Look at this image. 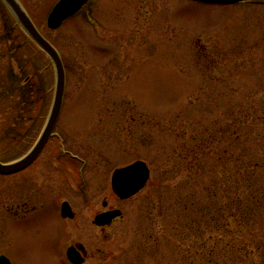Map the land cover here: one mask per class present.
Wrapping results in <instances>:
<instances>
[{
	"label": "rangeland",
	"instance_id": "374dc122",
	"mask_svg": "<svg viewBox=\"0 0 264 264\" xmlns=\"http://www.w3.org/2000/svg\"><path fill=\"white\" fill-rule=\"evenodd\" d=\"M55 1L24 0L63 59L57 128L72 131L65 137L87 163L63 168L68 176L60 165L50 179L42 172L47 207L33 228L13 220L5 227L3 204L8 193L17 197L18 175H0V252L15 264H58L55 209L66 200L75 212L65 222L66 242L88 250L84 264H197L194 248L201 242L183 228L188 213L181 200L192 195L203 202L211 183L233 174L235 152L264 162V0H89V21L80 11L50 29L46 17ZM26 42L0 0L1 159L19 155L37 134L29 113L34 118L49 109L48 86L45 93L39 86L49 64L43 51L36 93L3 88L24 76L21 59L35 52ZM87 139L100 148L88 149ZM139 158L150 178L141 191L119 199L112 171ZM104 200L123 214L101 231L92 220ZM219 231L203 234L211 235L207 245L231 239Z\"/></svg>",
	"mask_w": 264,
	"mask_h": 264
},
{
	"label": "trees",
	"instance_id": "16d2710c",
	"mask_svg": "<svg viewBox=\"0 0 264 264\" xmlns=\"http://www.w3.org/2000/svg\"><path fill=\"white\" fill-rule=\"evenodd\" d=\"M245 157V150L233 153V174L211 183L203 202L192 195L181 200L188 213L183 228L201 242L194 248L197 264H264V162L253 157L246 162ZM214 229L232 234L231 239L207 245L204 239L211 235L203 234Z\"/></svg>",
	"mask_w": 264,
	"mask_h": 264
},
{
	"label": "flooded vegetation",
	"instance_id": "af4514ba",
	"mask_svg": "<svg viewBox=\"0 0 264 264\" xmlns=\"http://www.w3.org/2000/svg\"><path fill=\"white\" fill-rule=\"evenodd\" d=\"M87 6H88V3L83 7L82 12L87 16V18H88L87 20L89 21L90 17H93V16H92L91 10H88V11L86 10ZM18 28L20 29L21 33L25 36V40L27 42L28 41L30 42V46L35 48V52L33 51V52L29 53V56L31 55V57H33L35 60L32 58L29 59V56H28V58H22L21 63H20V69H22L24 71V76L21 79H19L17 82H12V83L10 82V83H5V84L3 83V88L7 87V92L8 91L11 92V90L13 92L14 89H17L19 92H21L20 94H22L24 91H26L27 93L32 95V94L36 93V91H37L36 81H34V77L35 76H38V77L42 76V75H37L35 73L37 71V69L40 68V65H41L42 60L41 61L39 60V52L42 50L36 45V43L32 39H30L27 35H25L23 29L21 27H19V25H18ZM43 52L46 56L49 57V55L45 51H43ZM48 61H49V64H47V65H44L42 63L43 64V70L45 71L46 76L44 75V77H43L44 79H42V81H40L39 86L42 87V91L44 93L46 91L45 87L48 86V93H50V95H51V96H49V107H50L52 94H53V91L55 88V77L53 74L54 66L50 60V57H49ZM10 71H11V69H8L7 73H9ZM25 84H26L27 88L23 89ZM41 87H39V88L41 89ZM49 111L50 110H45L44 114H42L40 112V110H38V112L34 118L31 117V113H29L28 118L32 121V124L31 123L30 124L34 125V126H38V128H37L38 131L36 130L37 134L34 135L35 137L31 139L30 143L27 145V147L19 155L12 157V158H9V159H3L2 161L9 162V161H12L15 159L22 158L24 155L27 154V152L30 150V148L34 145V143L38 140L39 136L41 135L43 127L45 126V123L47 121ZM31 118H33V119H31ZM26 119L27 118H25L24 120L26 121ZM60 119H61V113L57 119L55 126L53 127V129L49 133L47 140L45 141V144L43 145L41 151L32 161H30L28 164L24 165V167H22V169H20L19 171L15 172V173L3 175L4 177L16 175V174L18 175L17 176L18 177V180H17V185H18L17 197H12V199H10L11 195L8 193L6 195V200L3 204L4 209L6 211V215L4 218L5 219V227H6V223L9 221H12V220L14 222H16V224L19 226L22 224H25L24 226L29 227V228L35 227V224L37 222L36 217L40 214V211L42 209H46V207H47L46 202L41 203V191L40 190H41V188H43V185L39 179V176L42 175L43 171H45V170L49 171L48 178L50 179V173L53 171L52 169H55L58 165H60L62 167V171L64 173H66L65 174L66 176L70 175V173L67 171L65 172L63 170V168L64 169H67L68 167L70 168V166H72L74 162L86 165V163H87L86 158H88L87 156H85L86 154L80 155L81 152L79 150H78V152H74L72 144L70 146L68 139L65 137V136L69 135V131L70 132H72V131L69 129L57 128V125L59 124ZM7 136L9 137L10 134H7ZM86 142H87V148L88 149L93 148V147L100 148L99 142L97 143L96 140L87 139ZM53 143H57V146H56V144H54L52 146L51 144H53ZM58 149H59V151H58ZM47 167H49V168H47ZM68 170L70 171V169H68ZM81 170H83V168H81ZM10 185H11V183H10ZM44 187L46 188L45 185H44ZM61 203H60V205H61ZM60 205L58 207V212H57V209H55L56 218H57V216H60V219L58 220L59 221L58 227H59L60 233L59 234L57 233V235H59L60 238L62 239L60 253H59V255L56 256V257H58V264H71L67 260V257H66V251L70 246H75L77 253H79L80 255H82L84 257V263H85L86 259L89 256L88 250L78 241H73V242H69V243L66 242V240H67V234L66 233H70V232L67 230L65 222L67 220H72L75 217V212L73 211L74 217L72 219L68 218V217H63L60 214ZM71 208H72V206H71ZM114 208H117V207L106 205L105 208L101 211L108 210V209H114ZM99 212L100 211H98L97 213H99ZM122 214H123V212H122ZM117 218H119V217H117ZM117 218L113 219L112 222H114ZM112 222L109 225H111ZM107 226L108 225H105V226L96 225V227L98 229H100L101 231H103ZM51 244H52V242H51ZM46 246L47 247H44L45 251L48 253L50 251V253H51L49 245L47 244ZM2 253L6 254L10 257V255L8 253H5V252H2ZM84 263H82V264H84Z\"/></svg>",
	"mask_w": 264,
	"mask_h": 264
},
{
	"label": "water",
	"instance_id": "95a60500",
	"mask_svg": "<svg viewBox=\"0 0 264 264\" xmlns=\"http://www.w3.org/2000/svg\"><path fill=\"white\" fill-rule=\"evenodd\" d=\"M7 6L11 14L27 32V34L50 56L55 69V89L50 112L43 128V131L31 148V150L22 158L11 163H2L0 161V173L9 174L22 169L24 165L32 161L41 151L45 141L51 130L53 129L63 102L65 89V70L63 62L58 51L52 44L44 38L38 31L33 21L29 17L25 8L19 0H2ZM88 0H57L49 11L46 23L51 29L58 28L66 19L76 14L81 10L82 6ZM203 2H219V3H236L240 0H201ZM149 178V169L145 162L137 160L127 166L117 168L113 171L111 177V186L114 193L122 199L128 198L139 190H141ZM62 215L66 216L70 212V207L67 202L62 204ZM120 210H111L98 214L94 222L98 225H104L111 222L112 218L120 215ZM71 215V214H69ZM68 259L74 264L83 262V258L78 257L75 253V248L70 247L67 251ZM0 264H12L8 257L0 254Z\"/></svg>",
	"mask_w": 264,
	"mask_h": 264
}]
</instances>
